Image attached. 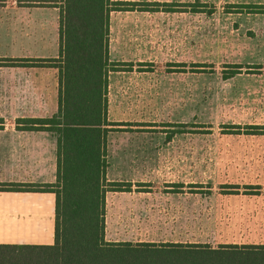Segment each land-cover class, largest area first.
<instances>
[{"label":"rangeland","instance_id":"1","mask_svg":"<svg viewBox=\"0 0 264 264\" xmlns=\"http://www.w3.org/2000/svg\"><path fill=\"white\" fill-rule=\"evenodd\" d=\"M115 1L132 10L110 13L109 58L132 68L108 77L107 178L131 190L106 192L105 239L264 244V0ZM55 5L0 0V57H56ZM8 63L0 141L48 165L55 137L15 125L55 112L57 69Z\"/></svg>","mask_w":264,"mask_h":264},{"label":"trees","instance_id":"2","mask_svg":"<svg viewBox=\"0 0 264 264\" xmlns=\"http://www.w3.org/2000/svg\"><path fill=\"white\" fill-rule=\"evenodd\" d=\"M56 1L57 56L0 58V64L57 69L55 112L16 119V126L23 130L47 131L55 137V181L0 185V190L54 193V242L0 244V264H264L263 243L213 246L105 239L106 192L131 190L129 182L106 178L108 133L124 125L107 118L108 77L110 72L132 68L131 63L109 58V16L112 11L132 10V4L115 0ZM235 68L233 73L241 66Z\"/></svg>","mask_w":264,"mask_h":264},{"label":"crops","instance_id":"3","mask_svg":"<svg viewBox=\"0 0 264 264\" xmlns=\"http://www.w3.org/2000/svg\"><path fill=\"white\" fill-rule=\"evenodd\" d=\"M1 14L9 17L10 13L1 9L0 17ZM11 14L13 16V12ZM22 16L27 17L25 14L15 17ZM2 126L1 124L0 129ZM15 127L23 131L16 125ZM6 129L8 128H4ZM40 150L39 142L0 141V185L9 187L53 183L56 172V146L52 163L47 162L48 165L46 161L45 164L42 163ZM107 163L109 167L108 160ZM44 168H48V177L42 175ZM54 208L55 195L52 192L0 190V244H52Z\"/></svg>","mask_w":264,"mask_h":264}]
</instances>
